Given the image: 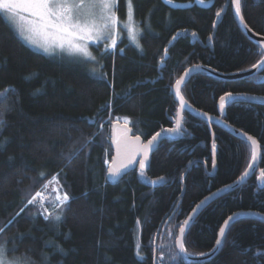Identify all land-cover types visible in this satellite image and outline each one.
I'll list each match as a JSON object with an SVG mask.
<instances>
[{
  "label": "trees",
  "instance_id": "16d2710c",
  "mask_svg": "<svg viewBox=\"0 0 264 264\" xmlns=\"http://www.w3.org/2000/svg\"><path fill=\"white\" fill-rule=\"evenodd\" d=\"M205 1L210 5L132 0L139 46L124 31L115 48L91 46L96 61L30 48L0 12V92L15 89L0 97L6 121L0 127V240L8 242L9 258L27 256L34 264H191L176 252L179 226L202 200L242 176L252 161L251 145L184 113L182 131L174 140L158 141L146 173L135 168L112 183L107 166L115 118L127 117L132 136L144 143L175 127L172 89L187 69L199 65L236 75L261 60L260 47L234 21L230 0ZM118 3L125 21L127 0ZM240 8L251 31L264 37V0H241ZM218 11L224 14L216 24ZM258 76L264 70L228 81L196 72L181 88L195 110L252 136L261 152L255 175L213 199L187 229L191 256L214 249L229 216L264 215V83ZM227 92L235 100L221 113L218 103ZM49 181L70 197L59 223L45 220L36 205L25 207L45 184L47 194L53 192ZM226 230L222 250L193 264H264L263 223L238 219Z\"/></svg>",
  "mask_w": 264,
  "mask_h": 264
},
{
  "label": "snow or ice",
  "instance_id": "6c2138e0",
  "mask_svg": "<svg viewBox=\"0 0 264 264\" xmlns=\"http://www.w3.org/2000/svg\"><path fill=\"white\" fill-rule=\"evenodd\" d=\"M167 3H171L172 0H166ZM205 0H198V3L203 4ZM241 0H230V4L235 6L236 15L244 23V27L251 31L248 24L244 21V17L241 15L240 8ZM119 3L118 0H0V12L6 14L8 20L14 25L15 31L19 36L26 41L29 45L42 49L45 53L54 54L57 50L61 53H68L69 55L78 56L86 60L96 61V56L89 51L88 42L91 41L97 44H103L105 50L115 48L117 40L115 38L117 33V26L123 23V27L127 30L128 35L133 41H136L139 35V28L133 17V3L132 0H127V15L126 21L122 22L118 16ZM217 16L221 15V12L216 13ZM195 35V33H192ZM175 39V37H173ZM139 46V45H138ZM122 51V49H121ZM261 56V60L258 64H253V69L264 70V50L257 53ZM199 65H195L193 69H189L185 72V77L189 76L195 68H199ZM95 71V69H94ZM247 71V70H246ZM185 77H181L175 81L173 85L176 94L180 97V105L186 108L188 105L181 92V84L185 83ZM259 82L264 83V77H257ZM256 82L255 80L253 81ZM8 92H15V89H5L0 92V97L6 99ZM233 94L231 92L225 93L220 97V107L223 108L226 101H232ZM179 115V114H178ZM207 116V113L204 114ZM4 111L0 110V127L6 124L3 118ZM124 123H129L128 118H124ZM127 128L124 130V135L121 139L114 141L116 143L117 157L121 155L126 156L127 162L121 160L117 163V157L113 158V164L108 168V175L110 177H118L121 175V169L126 168L128 164L134 162V157L137 153H147L158 146L157 138L161 136V133H156L146 144L140 143V136L131 138L127 136ZM167 131L172 133H179L182 131L180 119L176 120V126L168 129ZM248 141L251 142L252 158H256L257 141L252 136H248L247 133L243 134ZM215 143H213V149L215 150ZM140 167L144 168L145 163L143 160L139 161ZM213 166H215V159L213 158ZM254 167L250 164L249 168ZM247 175V173H245ZM261 178L264 179V171L261 172ZM44 176V173H41ZM242 177L241 179H243ZM163 177L160 180L163 181ZM52 181L59 184L56 177H52ZM52 181H49L51 183ZM155 184V181H149ZM44 189L48 188V184H45ZM228 187H231L230 185ZM264 188V185H261ZM59 193V189H53ZM207 199V198H205ZM46 197L41 191H37L30 199L27 200V205H36L39 209H42L45 220H51L54 222H62L64 218V211L69 206L70 197L67 192L62 195L57 194L55 202L52 204L53 211L49 212L45 207ZM205 201H201L197 205V209L203 205ZM59 208V212L56 209ZM21 212L24 208H21ZM194 212L196 209L193 210ZM19 215V213H17ZM240 215V214H234ZM249 215H259L261 219H264V215L259 213H249ZM185 220L182 225L179 226V235L175 237V243L179 248V252L185 255H191L185 247V226H190V220ZM234 219V216H229L224 221L225 226H229V222ZM139 224V220L137 221ZM5 231L4 228H0V234ZM226 240V227L219 229V234L216 239V247L213 249V253L222 250ZM7 241L0 240V264H34L27 256L9 258V249L7 248ZM58 251L63 253V249L58 245L56 246ZM139 249V245L137 246ZM15 251V249L11 250ZM175 251V250H173ZM140 255V252H137ZM198 255H205L204 253H198ZM173 259L176 257L173 256ZM47 260V257H44Z\"/></svg>",
  "mask_w": 264,
  "mask_h": 264
},
{
  "label": "water",
  "instance_id": "95a60500",
  "mask_svg": "<svg viewBox=\"0 0 264 264\" xmlns=\"http://www.w3.org/2000/svg\"><path fill=\"white\" fill-rule=\"evenodd\" d=\"M231 9L233 11V16H234V21L237 23V26L239 27V29L247 36V38L249 40H251L253 43L257 44L261 50H264V37L263 36H258L256 35L254 32L252 31H249L248 29H246L244 27V23L241 22L240 18L236 15V11H235V6L231 4ZM224 12L218 16L217 20H216V24L218 23V21L221 19V17L223 16ZM216 26V25H215ZM193 67L189 68V69H193ZM189 69H187L186 71H188ZM185 71V72H186ZM263 70H260V69H253L251 68V70L247 71V72H243V73H240V74H229V75H224V74H221V73H217L215 72L214 70L210 69V68H206V67H202L200 66L199 68H195L191 74L187 77H185V72L181 75V77H185V83H182L181 84V88L184 84H186V82L193 76L196 74V72H204L206 75L209 74L215 78H220L222 80H229V79H236V78H240V77H251L252 75H259L262 73ZM180 77V78H181ZM178 78V79H180ZM173 96H174V100L178 103V114H177V117H176V120L177 119H180L181 121V117L184 113H188L190 115H192L193 117L197 118V119H201L203 121H205L206 123H208V125H213L215 127H218L219 129H223L227 132H229L230 134H233L234 136L238 137L239 139L241 140H244L246 142H248L250 145H251V142L247 140V138L243 135L244 132L242 133L241 131H238L237 129H235L234 127L228 125L225 121H223L221 118H218V117H214V116H211V115H207L205 116L203 112L201 111H197L195 110L188 102L187 103V107L186 108H183L181 107L180 105V97L176 94V91L173 87ZM180 95H181V92H180ZM235 98L233 97L232 101H234ZM232 101H226L225 105L223 108L220 107V101L218 103V110L223 113L225 110L226 107H228V105L232 102ZM176 120H175V123H176ZM111 130H110V147L112 148V160L111 162L108 164L107 166V169L110 167V166H115L113 164V158L114 157H117V150H116V143H114V141L116 140H119L121 139V137L124 135V130L125 128H127L129 131H127V136L128 137H131V138H135L136 136H132V130L131 128L129 127V125H125L123 123H120L118 121H114L112 124H111ZM176 126V124H175ZM181 126H183L182 122H181ZM180 133H172V132H169V131H165L163 133H161V136L157 138L158 141L168 137L172 140L176 139L178 137ZM140 143L141 144H146V142L143 143V140L140 139ZM156 150V147L149 151L147 153V155L145 156L144 153L142 152H139L135 155L134 157V162L131 163V164H128V166L126 168H123L121 169V175L118 176V177H110L108 175V171H107V179L110 180V182H118L122 177H124L125 174L129 173L130 171H133L135 170V168H138V170L142 173H146V171L149 169L148 166L150 164V161H151V156L152 154L155 152ZM260 146H259V143L257 141V147H256V158L253 159L252 158V161L250 162L252 165H254V167L252 168H247L244 173L242 174V176L240 178H238L236 181H234L233 184H230L231 187H224L223 189L219 190V191H216L214 193H212V195L206 197L207 199H204L202 201H205V203L203 205H201L198 209H197V205L192 209H196V211H192L191 214L186 218L189 219V217H191L192 219L190 220V226L192 224V222L194 221V219L197 217V215L202 211V208H204L207 204H209L211 201H213V199H215L216 197H219L221 195H223L224 193H228V192H232L234 191V189H237L239 187H241L242 185H244L248 180H250L254 175H255V171L257 170V166H258V161L260 159ZM121 160H123L125 163L127 162V158L126 156L124 155H121L120 157H117V163H119ZM143 160L144 163H145V167L144 168H141L140 167V164H139V161ZM245 173H247V175H245ZM242 177H244L243 179H241ZM200 204V203H199ZM198 204V205H199ZM249 213H254V212H246V213H235V214H240V215H233L234 216V219L232 221L229 222V225L233 222H235V220H238V219H246V218H251V219H254V220H258L260 221L261 223L264 224V219H261L259 215L257 216H253V215H249ZM190 226H185V234H186V231L187 229L190 227ZM222 227H226V229L228 228V226H225L224 224L222 225ZM227 231V230H226ZM179 232V231H178ZM179 235V233H178ZM216 247V245H215ZM214 247V248H215ZM175 248H176V252L177 254L180 255L181 258H183V260L186 262V263H202L204 261H208L212 258L215 257V255L219 252H215L213 253V250L211 252H209L208 254H205L204 256H191V255H185L183 253H180L179 252V248L178 246L175 244Z\"/></svg>",
  "mask_w": 264,
  "mask_h": 264
},
{
  "label": "rangeland",
  "instance_id": "374dc122",
  "mask_svg": "<svg viewBox=\"0 0 264 264\" xmlns=\"http://www.w3.org/2000/svg\"><path fill=\"white\" fill-rule=\"evenodd\" d=\"M165 3H167L166 2V0H163ZM196 3H198V0H194ZM169 5H173V6H177V4L176 3H174V2H171V3H168ZM199 5H201V6H207V5H210V3H208L207 1H205L203 4H201V3H198ZM3 15H4V18H5V20L7 21V22H9V24L11 25V27L13 28V30L15 31V27H14V25L13 24H11L10 23V21L8 20V18H7V16H6V14H4L3 13ZM125 15H127V12H126V14ZM133 17H134V15H133ZM121 20V19H120ZM122 22H125V21H123V20H121ZM124 31H127L124 27H123V23H121V24H119L118 26H117V33H116V36H115V38H116V40H117V42H118V40H120L121 38H122V35H123V32ZM126 33V32H125ZM18 34V33H17ZM126 35H127V37L129 38V41L133 44V45H136V46H138L139 45V42H138V38L136 39V41H133L132 40V38L126 33ZM18 36H19V34H18ZM20 37V36H19ZM21 38V37H20ZM22 39V38H21ZM22 41L23 42H25L30 48H33L34 50H36V51H38V52H43V53H45L42 49H40V48H37V47H33V46H31V45H29L26 41H24L23 39H22ZM97 43H93V42H91V41H89L88 42V48H89V51H91L90 50V48H91V46H94V45H96ZM46 55H49V56H53V55H56V56H61V57H67V58H69V59H71V60H77V59H82V60H84L83 58H81V57H78V56H73V55H69L68 53H61V52H59L58 50L54 53V54H48V53H45ZM120 121V122H122V120L123 119H119V118H115L114 119V121ZM128 125V124H127ZM51 185H52V187H51V190L53 191V189H57V187H56V185L53 183V182H51ZM41 192H43V194L45 195V197H46V200H45V206L48 208L49 206H51L52 207V204L55 202V197H56V195L57 194H60V193H58L57 191H53V192H49L48 194H49V196H48V198H47V192H46V189H43V190H41ZM53 195H52V194ZM60 195H62V194H60ZM50 208V207H49ZM49 208H48V210H49ZM43 211V210H42Z\"/></svg>",
  "mask_w": 264,
  "mask_h": 264
},
{
  "label": "bare ground",
  "instance_id": "6f19581e",
  "mask_svg": "<svg viewBox=\"0 0 264 264\" xmlns=\"http://www.w3.org/2000/svg\"><path fill=\"white\" fill-rule=\"evenodd\" d=\"M122 119H124V118H122ZM120 121H121V120H120ZM120 121H118V122H120ZM120 123H123V124H125V123H124V121H122V122H120ZM42 216H44V215H42Z\"/></svg>",
  "mask_w": 264,
  "mask_h": 264
},
{
  "label": "built area",
  "instance_id": "2783aa9c",
  "mask_svg": "<svg viewBox=\"0 0 264 264\" xmlns=\"http://www.w3.org/2000/svg\"><path fill=\"white\" fill-rule=\"evenodd\" d=\"M122 121H124V119ZM60 194H63V193H60Z\"/></svg>",
  "mask_w": 264,
  "mask_h": 264
}]
</instances>
